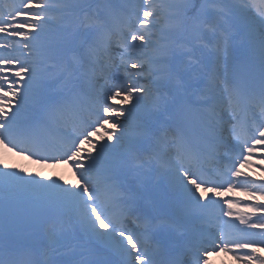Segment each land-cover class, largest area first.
I'll return each instance as SVG.
<instances>
[{"label":"snow or ice","instance_id":"snow-or-ice-1","mask_svg":"<svg viewBox=\"0 0 264 264\" xmlns=\"http://www.w3.org/2000/svg\"><path fill=\"white\" fill-rule=\"evenodd\" d=\"M0 146V264H264V0H0Z\"/></svg>","mask_w":264,"mask_h":264},{"label":"rangeland","instance_id":"rangeland-1","mask_svg":"<svg viewBox=\"0 0 264 264\" xmlns=\"http://www.w3.org/2000/svg\"><path fill=\"white\" fill-rule=\"evenodd\" d=\"M117 108H121V107H129V105H122L120 103L119 100H117L116 105ZM14 111V109H13ZM105 128L108 129V132H105L104 128H100L97 132V134L95 136H93L91 139L97 142V146H99L102 143H108L107 141V135L111 133L112 128H111V124L109 123L108 125L105 126ZM103 137V139H102ZM83 148L85 150V152H92V155H96V152H93L90 145L85 143L83 145ZM0 161H2L3 163L7 164L9 167L8 169H5L6 171H14L17 173V175L22 176L24 170L27 168L28 171H26V173H30L31 176L33 177V180H39L41 182H44L46 180V173L49 172L52 169H45V167L43 166H34V162L37 161L35 156H32L31 158H29V156L27 154L25 155H17L15 151H7L5 148H3L2 146H0ZM83 162V161H82ZM66 162H61V164H64ZM72 163L71 167L75 166V162H69ZM58 166V165H55ZM2 167V166H0ZM244 172H246L250 177L252 178H256L257 176H264V171H260L259 169H255L258 172H256L255 174L253 173V170H251L248 167H245L244 169H242ZM80 183V182H78ZM239 191V189H233L232 191H227L225 189H223V191H219L220 194H224V193H237ZM241 194L245 195V193L242 191ZM236 195V194H235ZM229 199H232L230 196L228 197ZM211 199V198H210ZM214 199H216L218 202L223 203L225 200H227V198L225 197H219L216 196ZM233 201L236 200H240L243 203L236 205V209L239 210L238 213H248V206L255 204V203H264V201H255V200H251L249 199L248 196H244L242 197L240 195V193L237 194V196H235L233 199ZM260 214L257 213L256 217H258ZM198 228H205L208 229L209 225L208 224H198ZM213 233H217V231H214Z\"/></svg>","mask_w":264,"mask_h":264},{"label":"bare ground","instance_id":"bare-ground-1","mask_svg":"<svg viewBox=\"0 0 264 264\" xmlns=\"http://www.w3.org/2000/svg\"><path fill=\"white\" fill-rule=\"evenodd\" d=\"M3 147V146H2ZM4 148V147H3ZM72 163H65L62 166H43L45 169H52L46 174V180L44 183H49L51 181H59L61 183L67 182L65 186H72V185H77L79 180V174L75 170V166L71 167ZM39 164H36L38 166ZM2 166V165H0ZM28 171L27 169L24 170L22 176L26 180H33V177L31 176L30 173H26ZM233 216L231 217H224L225 220H230L232 222V225H235L236 227H242L245 225H242L239 223V220L237 219V212L235 209L233 210ZM211 264H238V262L234 259L232 254H225L224 252H220L219 255L213 254L210 257Z\"/></svg>","mask_w":264,"mask_h":264}]
</instances>
